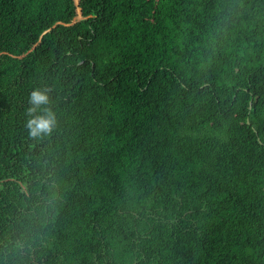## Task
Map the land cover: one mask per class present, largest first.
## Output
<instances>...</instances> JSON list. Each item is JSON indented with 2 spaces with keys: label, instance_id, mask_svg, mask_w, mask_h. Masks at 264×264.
<instances>
[{
  "label": "trees",
  "instance_id": "16d2710c",
  "mask_svg": "<svg viewBox=\"0 0 264 264\" xmlns=\"http://www.w3.org/2000/svg\"><path fill=\"white\" fill-rule=\"evenodd\" d=\"M0 264H264V0H0Z\"/></svg>",
  "mask_w": 264,
  "mask_h": 264
},
{
  "label": "clouds",
  "instance_id": "9594fccd",
  "mask_svg": "<svg viewBox=\"0 0 264 264\" xmlns=\"http://www.w3.org/2000/svg\"><path fill=\"white\" fill-rule=\"evenodd\" d=\"M47 91V89L33 90L29 97L31 107L28 109V114L31 118L27 121L26 127L29 130V136L32 138L49 135L56 124L55 114L49 108L43 109V115L32 116V113H35L42 105L49 103Z\"/></svg>",
  "mask_w": 264,
  "mask_h": 264
}]
</instances>
